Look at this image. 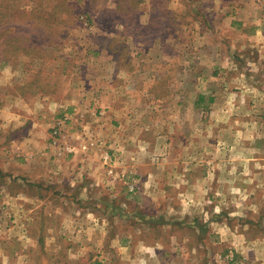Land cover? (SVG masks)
Wrapping results in <instances>:
<instances>
[{"label":"rangeland","instance_id":"374dc122","mask_svg":"<svg viewBox=\"0 0 264 264\" xmlns=\"http://www.w3.org/2000/svg\"><path fill=\"white\" fill-rule=\"evenodd\" d=\"M253 1L264 13V0ZM200 11L208 13L206 0H0V32L21 38L2 37L0 56L14 58L29 50L32 42L40 46L32 54H43L31 64H27L29 56L22 54L0 67V264H244L242 259L222 253L223 246L215 240L220 234L206 228L210 217L204 213L200 216L205 221L199 216L192 220L191 214L171 211L167 201L152 199H139V205L121 210L119 198L111 196L122 189L118 180L91 192L88 203L100 201L98 207L102 208L96 215L104 219L107 237L98 245V239L92 241L88 235L86 244L93 243L81 253L79 244H73L82 242L81 234L71 237L70 244L63 239L73 235L72 229L64 228L58 210L64 200L56 194L64 192L62 186L66 185L51 172L47 176L43 171L27 172L50 179L45 188L24 185L14 178L28 169L18 160L21 145H13L20 134L38 129L46 143L49 139L56 144L58 158L73 155L67 143L72 138L65 129L68 123L74 124L75 115L80 120L78 107H83V95L89 92L98 95L101 105L105 101L99 97L110 100L114 95L139 104L132 113L152 127L146 140L151 153H156L151 156L156 163L160 151L156 146L160 140H171L168 136L178 111L188 127L194 96L205 91L204 85H194V74L207 76L212 54L192 52L188 47L223 41L198 37L189 30L196 23L204 28L205 20L195 17ZM160 47L166 52H159ZM11 48L17 52L9 54ZM194 57L202 63H196ZM33 80L35 85L43 84L45 93H31ZM50 90L53 92L48 93ZM46 98L63 103L66 114L40 109ZM198 118L202 124L193 138L206 141L205 117L201 120L198 114ZM41 153L37 156L50 158L52 166L61 163L50 149ZM27 157L20 155L25 164ZM152 165L148 163L147 168ZM105 169L109 178L118 177L112 167ZM18 194L21 201L15 199ZM222 213H215L217 221ZM227 217L239 221L236 216ZM208 235L214 240L210 245ZM31 239L38 241L35 246L28 245Z\"/></svg>","mask_w":264,"mask_h":264},{"label":"crops","instance_id":"0c3cea01","mask_svg":"<svg viewBox=\"0 0 264 264\" xmlns=\"http://www.w3.org/2000/svg\"><path fill=\"white\" fill-rule=\"evenodd\" d=\"M253 2L206 0L208 13L193 14L196 19L205 20L204 28L191 24L189 30L195 36L223 41L188 47L192 52L212 54L207 76L200 78L202 73L194 74V85H204L205 91L194 96L188 127L180 117L182 111L175 113L177 119L168 136L171 140H160L156 146L160 150L156 163L151 160L156 153H151L150 141L146 140L152 127L145 124L143 117L132 113L139 104L115 95L110 96L111 102L107 97H99L105 101L103 105L98 95H83V107H78L82 112L81 118L78 115L80 120L75 115L74 124L68 123L65 129L72 138L67 142L73 154L69 158H58L56 144L49 139L46 143L38 129L20 134L14 141L13 145L19 144L23 149L17 154L20 165L28 167L23 174H14L17 182L44 187L51 180L33 175L43 171L45 176L53 173L66 185L62 186L64 192L59 190L56 195L64 200L58 205L62 224L73 233L63 238L67 244L71 237L80 234L82 242L75 240L73 244H79L81 253L84 246L93 243L86 244L88 235L92 241L98 239V245L103 243L107 237L105 221L96 215L102 208L98 207L100 201H88L97 187L114 185L118 180L122 189L111 196L119 198L121 210L139 205V199H152L167 201L171 211L191 214L192 220L198 216L203 219L200 214L204 213L210 217L206 228L220 234L215 240L223 246V254L228 252L244 264H264V13ZM160 49L159 52H166ZM199 59L194 57L196 63H202ZM46 99L40 109L50 114L65 113L61 109L63 103ZM198 114L201 120L205 117L206 141L193 138L202 124ZM33 125L37 127L36 123ZM43 149H50L61 163L52 166L50 158L38 157ZM23 154L28 156L26 164L20 158ZM148 163H153L151 168H147ZM108 167L114 169L117 178L107 176ZM27 172L33 174L29 176ZM15 199L21 201L20 195ZM35 206L38 205L34 209ZM217 211H223L219 221ZM30 241V246L38 242ZM206 242L210 245L214 240L208 235Z\"/></svg>","mask_w":264,"mask_h":264},{"label":"trees","instance_id":"16d2710c","mask_svg":"<svg viewBox=\"0 0 264 264\" xmlns=\"http://www.w3.org/2000/svg\"><path fill=\"white\" fill-rule=\"evenodd\" d=\"M47 24H48V21L46 22ZM49 28H51V27H49ZM2 37H6V35L3 33V32H0V40L2 39ZM6 39L7 40H20L21 38L19 37V36H16V34H11V35H9L8 37H6ZM31 40V39H30ZM32 45L29 47V50H28V48L23 52V53H21V54H18L17 53V56L16 57H14V58H11V57H9V56H7V55H1L0 57H1V60H0V67H2V66H6V65H8V64H10L9 62H11V61H17L18 60V57L20 56V55H25V57H27V56H29L28 58L30 59V60H28V62H27V64H31V60L32 59H34V58H38V57H43V54L42 53H40V54H32V49L34 48V47H40L39 46V43H37V44H33V42L31 43ZM3 48H1V44H0V53L3 51L2 50ZM14 52H17V48L16 49H13V48H11V49H8V53L9 54H12L13 53V51ZM12 57H13V55H12ZM45 61H43V63H44ZM35 75H37V74H35ZM38 76V75H37ZM35 81L33 80L31 83H30V85L32 86V91H31V93H45V89H43L42 87H43V84H39V85H35ZM48 85L49 84H46V87H48ZM50 87V86H49ZM50 92H53V90H50L48 93H50Z\"/></svg>","mask_w":264,"mask_h":264}]
</instances>
